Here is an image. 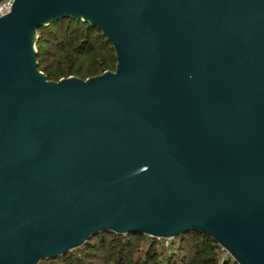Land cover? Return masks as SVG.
<instances>
[{
    "label": "water",
    "instance_id": "water-1",
    "mask_svg": "<svg viewBox=\"0 0 264 264\" xmlns=\"http://www.w3.org/2000/svg\"><path fill=\"white\" fill-rule=\"evenodd\" d=\"M96 28L114 71L49 81L39 28ZM102 232L210 237L264 264V0H15L0 18V264Z\"/></svg>",
    "mask_w": 264,
    "mask_h": 264
},
{
    "label": "trees",
    "instance_id": "trees-1",
    "mask_svg": "<svg viewBox=\"0 0 264 264\" xmlns=\"http://www.w3.org/2000/svg\"><path fill=\"white\" fill-rule=\"evenodd\" d=\"M35 43L38 70L46 79H87L114 71L111 44L94 27L63 19L41 27ZM38 264H236L210 237L189 232L172 240L102 232L56 259Z\"/></svg>",
    "mask_w": 264,
    "mask_h": 264
},
{
    "label": "built area",
    "instance_id": "built-area-1",
    "mask_svg": "<svg viewBox=\"0 0 264 264\" xmlns=\"http://www.w3.org/2000/svg\"><path fill=\"white\" fill-rule=\"evenodd\" d=\"M15 0H0V18L7 15Z\"/></svg>",
    "mask_w": 264,
    "mask_h": 264
},
{
    "label": "rangeland",
    "instance_id": "rangeland-1",
    "mask_svg": "<svg viewBox=\"0 0 264 264\" xmlns=\"http://www.w3.org/2000/svg\"><path fill=\"white\" fill-rule=\"evenodd\" d=\"M169 240H172V239H169Z\"/></svg>",
    "mask_w": 264,
    "mask_h": 264
}]
</instances>
